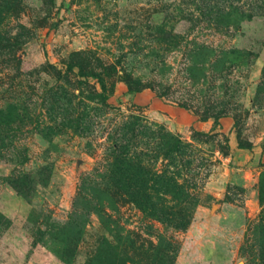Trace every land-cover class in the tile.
Segmentation results:
<instances>
[{
	"label": "rangeland",
	"instance_id": "374dc122",
	"mask_svg": "<svg viewBox=\"0 0 264 264\" xmlns=\"http://www.w3.org/2000/svg\"><path fill=\"white\" fill-rule=\"evenodd\" d=\"M124 157L190 187L186 231L137 207ZM104 238L108 263L264 264V0H0V264Z\"/></svg>",
	"mask_w": 264,
	"mask_h": 264
},
{
	"label": "trees",
	"instance_id": "16d2710c",
	"mask_svg": "<svg viewBox=\"0 0 264 264\" xmlns=\"http://www.w3.org/2000/svg\"><path fill=\"white\" fill-rule=\"evenodd\" d=\"M75 66H80V73L86 76H93L98 78L101 85L104 88V91L107 89L106 81L103 78V75L96 73L94 71L85 72L82 65H71L73 68ZM107 98V97H106ZM179 143H182L180 139L175 142L174 147L179 148ZM118 162H121L119 169L123 170V174L127 177L123 179L122 184L125 187L128 184L134 185L138 190L129 192L130 196L133 197V202L137 207L141 208L147 214L162 219L166 217V221L174 230H183L186 231L192 223L195 213V206L197 201L194 198L190 187L185 183L181 182L179 176L171 175L163 179L164 176H167V170L163 173H158L154 169H142L133 173H129L130 169L134 167L131 159L124 157L117 159ZM144 168H146L144 166ZM148 170V172H146ZM118 186L121 183H113ZM166 190V192H163ZM161 194H168L170 198L168 202H164L161 198ZM118 247L115 244L104 238L101 240L99 249L97 253L91 258L89 264H94L98 262L99 264H115L110 261L107 262L106 255L111 256L112 258L119 256L117 254ZM174 256L170 258V264H173Z\"/></svg>",
	"mask_w": 264,
	"mask_h": 264
}]
</instances>
